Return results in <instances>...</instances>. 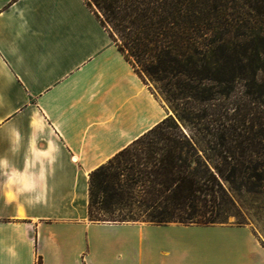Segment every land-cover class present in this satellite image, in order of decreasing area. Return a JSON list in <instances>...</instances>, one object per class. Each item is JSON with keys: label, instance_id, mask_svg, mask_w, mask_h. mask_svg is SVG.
<instances>
[{"label": "crops", "instance_id": "obj_1", "mask_svg": "<svg viewBox=\"0 0 264 264\" xmlns=\"http://www.w3.org/2000/svg\"><path fill=\"white\" fill-rule=\"evenodd\" d=\"M168 115L85 0H0V264H264L248 228L89 220L90 174Z\"/></svg>", "mask_w": 264, "mask_h": 264}, {"label": "trees", "instance_id": "obj_2", "mask_svg": "<svg viewBox=\"0 0 264 264\" xmlns=\"http://www.w3.org/2000/svg\"><path fill=\"white\" fill-rule=\"evenodd\" d=\"M85 1L172 111L90 174L89 220L244 224L237 198L264 197V0Z\"/></svg>", "mask_w": 264, "mask_h": 264}, {"label": "rangeland", "instance_id": "obj_3", "mask_svg": "<svg viewBox=\"0 0 264 264\" xmlns=\"http://www.w3.org/2000/svg\"><path fill=\"white\" fill-rule=\"evenodd\" d=\"M248 63V61H247ZM147 85L150 87L152 93L160 99L168 109V113L172 114L169 103L166 101L165 97L160 93L157 86L147 80ZM238 210L242 214L244 219V224H238L239 219L235 214L229 216L226 223L215 224L212 226H199V225H190L185 226L179 223H170L163 226H157L151 223H144L147 225V236L158 239V240H185L192 237H221L223 236L220 233L219 229H209V232H204V228H230V227H239V228H248L251 233L258 239V241L264 247V197L257 198L253 201V198L246 196L242 198H237ZM143 223V222H137ZM204 232V233H203ZM168 249L172 246L167 245ZM178 247H182L181 245ZM173 248V247H172Z\"/></svg>", "mask_w": 264, "mask_h": 264}]
</instances>
